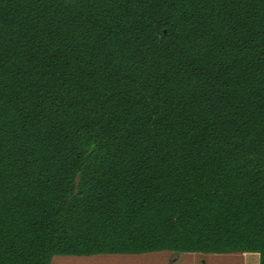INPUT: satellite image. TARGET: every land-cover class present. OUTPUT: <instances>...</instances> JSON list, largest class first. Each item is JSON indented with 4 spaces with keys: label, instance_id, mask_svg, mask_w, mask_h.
I'll return each instance as SVG.
<instances>
[{
    "label": "trees",
    "instance_id": "obj_1",
    "mask_svg": "<svg viewBox=\"0 0 264 264\" xmlns=\"http://www.w3.org/2000/svg\"><path fill=\"white\" fill-rule=\"evenodd\" d=\"M257 254L264 0H0V264Z\"/></svg>",
    "mask_w": 264,
    "mask_h": 264
},
{
    "label": "rangeland",
    "instance_id": "obj_2",
    "mask_svg": "<svg viewBox=\"0 0 264 264\" xmlns=\"http://www.w3.org/2000/svg\"><path fill=\"white\" fill-rule=\"evenodd\" d=\"M231 256L216 254H178V253H150L139 255L136 257L138 262L134 264H258L259 258L257 254H249L245 256L242 254H235ZM115 260H122L120 264L127 259H122L120 255H104V256H93V257H53L50 264H118V262L110 263V258ZM101 258V259H100ZM120 258V259H118ZM87 262V263H85ZM92 262V263H90Z\"/></svg>",
    "mask_w": 264,
    "mask_h": 264
},
{
    "label": "crops",
    "instance_id": "obj_3",
    "mask_svg": "<svg viewBox=\"0 0 264 264\" xmlns=\"http://www.w3.org/2000/svg\"><path fill=\"white\" fill-rule=\"evenodd\" d=\"M160 253H164V252H160ZM167 253V252H165ZM171 253V252H169ZM215 255V254H214ZM232 255H235V254H232ZM242 255H245L246 257L249 256V254H242ZM98 256H104V255H98ZM122 257V259H127L126 261H124L123 263H126V264H134L135 262H138L136 257H138L139 255H120ZM217 256H221V255H217ZM226 256H231V255H226ZM258 256V255H257ZM93 257V256H92ZM259 258V256H258ZM101 259V258H100ZM110 259H113L111 260L110 263H115V262H118V264H120L122 262V260H115L114 257L113 258H110ZM120 259V258H118ZM87 263V262H85ZM92 263V262H90ZM100 264H103L104 262H99ZM95 264V263H94ZM259 264V263H258Z\"/></svg>",
    "mask_w": 264,
    "mask_h": 264
}]
</instances>
